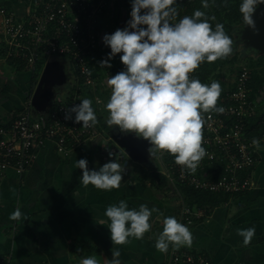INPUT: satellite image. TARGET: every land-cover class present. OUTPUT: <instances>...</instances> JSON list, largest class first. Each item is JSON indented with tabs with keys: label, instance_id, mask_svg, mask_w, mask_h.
Masks as SVG:
<instances>
[{
	"label": "crops",
	"instance_id": "1",
	"mask_svg": "<svg viewBox=\"0 0 264 264\" xmlns=\"http://www.w3.org/2000/svg\"><path fill=\"white\" fill-rule=\"evenodd\" d=\"M26 2L0 0L17 14L24 12ZM2 54L0 49V59ZM1 61L0 122H9L28 106L27 96L36 87L33 72L41 63L32 71L25 65L19 69L15 62ZM261 106L264 114V103ZM102 137L87 141L68 156H62L49 141L37 150L25 173L19 176L11 168L0 180V253L12 255L10 264H80L87 257L107 264L117 250L121 264H166L167 252L157 251L155 242L163 230V218L177 219L178 198L155 177L152 163L139 165L132 160L124 165L118 189L83 186L82 170L76 168V161L87 159L90 170H99L111 160L108 149L99 143L104 141ZM253 173L255 185L251 189L230 195L217 206L196 204L198 217L190 229L191 247L205 252L209 264H264V142ZM121 200L129 209L146 204L159 211L152 213L151 229L143 239L129 237L127 244L115 245L105 210ZM17 208L21 218L9 219ZM251 227L255 235L245 246L237 229Z\"/></svg>",
	"mask_w": 264,
	"mask_h": 264
},
{
	"label": "clouds",
	"instance_id": "2",
	"mask_svg": "<svg viewBox=\"0 0 264 264\" xmlns=\"http://www.w3.org/2000/svg\"><path fill=\"white\" fill-rule=\"evenodd\" d=\"M174 3L175 0H132L127 27L103 36L104 44L111 51L107 59L100 61L101 67H111L110 59L120 53V60L126 66L125 71L107 80L111 94L105 105L106 123L110 128H118L121 134L133 133L148 141L147 151L152 160L158 153L167 152L174 156L177 165L194 172L206 155L202 146L203 113H222L224 109L217 106L222 93L220 83L204 84L191 74L204 62L213 63L231 55L233 41L223 24L217 23L213 29L205 12L199 9L173 23L177 16ZM260 4H264V0H242L239 6L244 25L254 31L253 16ZM202 6L208 8V0H202ZM73 113L74 121L82 122L84 128L98 123L90 99L67 108L65 120L73 119ZM99 143L104 147L108 145L106 141ZM252 145L258 150L259 139L253 138ZM108 154L109 157L114 155L111 151ZM119 159L116 154L114 160L104 163L99 170H90L87 159H79L76 168L82 170L80 183L105 191L118 189L125 171V167L116 162ZM157 211L146 204L129 209L124 200L118 205H109L105 216L109 220L112 243L127 244L129 237L143 239L151 229L152 213ZM21 216L17 208L9 219L19 220ZM162 224L163 230L155 242L157 251L166 253L169 245L175 249L192 246L193 235L186 225L172 216L164 217ZM237 235L247 246L255 235V228L237 229ZM119 256L118 250L113 251L107 264H121ZM80 264L100 262L95 257H87L82 258Z\"/></svg>",
	"mask_w": 264,
	"mask_h": 264
},
{
	"label": "built area",
	"instance_id": "3",
	"mask_svg": "<svg viewBox=\"0 0 264 264\" xmlns=\"http://www.w3.org/2000/svg\"><path fill=\"white\" fill-rule=\"evenodd\" d=\"M117 0H31L22 14L4 5L0 6V38L7 58L20 60L32 71L37 64H44L50 57L69 59L70 68L77 78L70 95L60 93L49 112L35 114L31 104L12 117L0 122V180L13 168L21 176L37 156V150L53 141L57 152L68 156L87 141L101 137L108 143L116 162L128 164L130 156L97 123L84 128L82 122L65 120V110L85 99L86 87L96 79L94 56L101 43V24ZM64 59V58H63ZM195 72L191 74L194 78ZM252 68L243 67L225 88L218 107L224 111L203 113V144L206 155L194 172L175 163L167 152L157 154L159 171L167 179L172 192L178 197L180 209L178 222L189 230L198 217L196 204H189L180 186L215 193L236 195L254 185L253 169L259 160L264 142L254 133L261 123L258 103H264V83L255 91L251 88ZM71 84V82H70ZM262 103V104H263ZM260 116V117H259ZM253 138L259 139L257 150ZM111 143V144H109ZM152 165L155 167V159ZM12 255L0 253V264H10ZM166 264H209L208 255L194 247L175 249L169 245Z\"/></svg>",
	"mask_w": 264,
	"mask_h": 264
},
{
	"label": "rangeland",
	"instance_id": "4",
	"mask_svg": "<svg viewBox=\"0 0 264 264\" xmlns=\"http://www.w3.org/2000/svg\"><path fill=\"white\" fill-rule=\"evenodd\" d=\"M30 1L31 0H27L26 2L27 6L29 5ZM131 10H132V0H120V1L117 0L114 8L103 18V21L101 24V34H102L101 43L97 47V53L95 54L93 58L94 65L96 66V79L93 85L86 87L85 99H90L92 101V107L97 116L98 124L101 126L100 129L105 131L106 134H108L109 129H108V125H106L107 127H105V124H107L106 120L108 117V111L106 110L105 105L108 99L110 98V94H111V88L108 86L107 80L110 78V76H113L120 71H125L126 66L120 60V56L122 55V53H120V54H116L115 57L110 59L109 62L111 64V67H104V68L101 67L100 61L102 59H107L108 53H110L111 51L110 47L104 44L103 36L105 34L114 33L117 29H124L125 27H127V21L131 19V16H130ZM176 10H177V16L175 17L174 20H172L173 23L179 22V20L182 19L186 15L190 16V12L185 7L182 8V7L177 6ZM210 12L211 14H214V11L212 9H210ZM142 14H143V10H142ZM228 14H229V10H225L221 17L215 16L216 22L222 23L221 20L225 19V24H228L230 22V20L227 18ZM237 24L238 26L241 25L239 21H237ZM233 34L235 35V33ZM2 44L3 42L1 41V38H0V45H1L0 49L3 52L2 54L3 58L1 57L2 59H0V61L2 60L1 62L7 63L6 61H10V59L7 58L6 52L4 53L5 48L3 47ZM235 46L236 47L234 48L231 55H229L228 60H233L234 58H239L240 60L236 62L228 63L220 67L219 69H216L214 73H212L211 76L208 78V81L212 82L214 80H217V82L219 83H224L228 85L230 81H233L236 78L235 73L241 70V68L248 67V65L252 63L260 62L259 59H255L256 57L254 54H251L249 51L244 50L241 43ZM64 59L67 61V63H69V59H66V58ZM1 67L2 65L0 66V68ZM42 67H44V64L42 65ZM72 71L73 69L70 68L69 72H70L71 78L73 76ZM35 82H38V79ZM69 85H67L66 88ZM220 85L223 86V84H220ZM34 88H33V91H34ZM31 95L32 94L30 92L29 96H27L26 105H29ZM262 103L261 104L258 103L257 104L258 107H256L258 109V112L259 111L261 112L260 116L263 112L262 106H261ZM106 148L108 149V153H109V146H107ZM132 162L138 163L139 165L140 164L147 165V163H143L140 161L132 160ZM155 168L156 170L160 169L159 158L155 159ZM152 170L154 172V169Z\"/></svg>",
	"mask_w": 264,
	"mask_h": 264
},
{
	"label": "trees",
	"instance_id": "5",
	"mask_svg": "<svg viewBox=\"0 0 264 264\" xmlns=\"http://www.w3.org/2000/svg\"><path fill=\"white\" fill-rule=\"evenodd\" d=\"M120 1V0H118ZM242 0H208V4L209 7L208 8H204L202 6V0H175V3L173 5V7H182V8H187L188 11L190 12V16L194 13L195 10L199 9L203 12H205L206 16L209 19V23L212 25L213 29H215V26L217 24L216 22V17H221L224 13L225 10H229V14L227 16V18L230 20V22L228 24H225V19L221 20V24H223L224 26V30L226 32V34L232 39L233 41V50L236 47L235 46V35L233 33H235L239 26L237 24V21H239L240 23L243 20L242 14L239 12V6L241 4ZM210 9H212L214 11V14H211ZM212 17H215V19H212ZM221 19V18H220ZM142 27H146V26H142ZM229 57V56H228ZM228 57L224 58V59H218L213 63H209V62H204L202 63L198 69H196L194 72V79H199L202 83L204 84H211L210 81H208V78L211 76L212 73H214V71L216 69H219L220 67L228 64V63H232V62H236L239 61V58H234L233 60H228ZM63 58H65V56H63ZM255 59H259L260 62H256V63H252L250 65H248V67L252 68V76L250 79V85L251 88H253V90L255 91L258 87L262 86L264 83V55H259L256 56ZM10 61L14 62V60L10 59ZM18 66L20 67L19 69H22L23 67L25 68V64L18 60L16 61ZM36 69L33 72V80H34V85H36L37 82H35L38 77L39 74L41 72L42 69V65ZM240 72V70L235 73L237 76L238 73ZM72 78H71V84L68 86V90L67 92H65L63 94V97H66L68 95L71 94V92L73 91V86L75 84V79L77 78V72L72 71ZM217 81V80H214ZM213 82V81H212ZM223 84L222 87V93L219 97L218 103L220 101V98L224 95L225 93V88L227 87H231L233 84V81H230L229 84H224V83H220ZM261 119V123L259 125H256V130L254 131V133L258 136H262L263 132H264V114H262V116L260 117ZM107 124H105V127ZM152 169H154V175L156 178L160 179V182L163 184V186L165 188H168L171 190L170 185L167 181V179L165 178V176H163L161 173L159 172H155V167L154 165L151 166ZM181 188V193L183 195V197L185 198V200L191 204H199V206H202V204L205 206V204L207 203L209 206H217L219 205L221 202L227 200L230 197V194L228 193H215V192H211V191H205V190H199V189H195V188H190L187 186H180ZM175 193V192H172Z\"/></svg>",
	"mask_w": 264,
	"mask_h": 264
},
{
	"label": "water",
	"instance_id": "6",
	"mask_svg": "<svg viewBox=\"0 0 264 264\" xmlns=\"http://www.w3.org/2000/svg\"><path fill=\"white\" fill-rule=\"evenodd\" d=\"M256 22V30L241 25L235 32V45L242 44L243 49L251 54L264 55V4H260L253 16ZM70 64L63 58L50 57L38 78L36 87L31 95L30 104L32 111L46 115L49 108L54 103L57 96L62 93L66 86L70 84L71 75L69 72ZM55 88V91L53 90ZM109 136L130 156L134 161H140L150 164L153 160L150 158L147 149L150 147L148 141L137 138L135 134H121L118 128L108 126Z\"/></svg>",
	"mask_w": 264,
	"mask_h": 264
}]
</instances>
